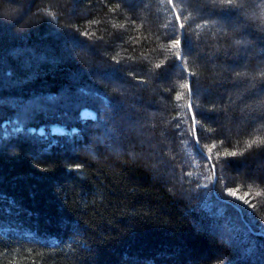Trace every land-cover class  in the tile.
<instances>
[{"label": "trees", "instance_id": "16d2710c", "mask_svg": "<svg viewBox=\"0 0 264 264\" xmlns=\"http://www.w3.org/2000/svg\"><path fill=\"white\" fill-rule=\"evenodd\" d=\"M262 73L264 0H0V264H264Z\"/></svg>", "mask_w": 264, "mask_h": 264}, {"label": "snow or ice", "instance_id": "6c2138e0", "mask_svg": "<svg viewBox=\"0 0 264 264\" xmlns=\"http://www.w3.org/2000/svg\"><path fill=\"white\" fill-rule=\"evenodd\" d=\"M214 2H216V0H214ZM219 2L220 3H225L226 2V3L231 4V3H233V0H219ZM236 43H240V41H236ZM180 46H181V42L180 41H176V40H174L173 43L171 44V48H173V49L180 48ZM176 55H179V53H177ZM156 67L159 68V67H161V65L157 64ZM237 75H240V73H237ZM262 75H264V73H262ZM182 87H187V85H182ZM176 99L177 100L181 99V96L177 95ZM256 108L257 109H264V98H261L260 100H258L256 102ZM256 142L257 141H253L252 143L255 144ZM260 142L264 143V141H260ZM249 146L251 147L252 145H249ZM236 154L237 153H235V152H225L224 153V155H226V156H235ZM241 199H243V197H241ZM245 202H247V201L245 200ZM217 264H220V262L218 261Z\"/></svg>", "mask_w": 264, "mask_h": 264}, {"label": "water", "instance_id": "95a60500", "mask_svg": "<svg viewBox=\"0 0 264 264\" xmlns=\"http://www.w3.org/2000/svg\"><path fill=\"white\" fill-rule=\"evenodd\" d=\"M190 88H191V85H190ZM190 107H191V109H192V96H191V99H190ZM192 115H193V117H194L193 112H192ZM196 129H197V124H196V121H195V130H196ZM196 138H197V141H198L197 131H196ZM215 182H216V176H215V179H214V184H215Z\"/></svg>", "mask_w": 264, "mask_h": 264}, {"label": "clouds", "instance_id": "9594fccd", "mask_svg": "<svg viewBox=\"0 0 264 264\" xmlns=\"http://www.w3.org/2000/svg\"><path fill=\"white\" fill-rule=\"evenodd\" d=\"M227 260V257H224L223 261H224V264H225V261Z\"/></svg>", "mask_w": 264, "mask_h": 264}, {"label": "rangeland", "instance_id": "374dc122", "mask_svg": "<svg viewBox=\"0 0 264 264\" xmlns=\"http://www.w3.org/2000/svg\"><path fill=\"white\" fill-rule=\"evenodd\" d=\"M189 193H186L185 195H188ZM189 196V195H188Z\"/></svg>", "mask_w": 264, "mask_h": 264}]
</instances>
